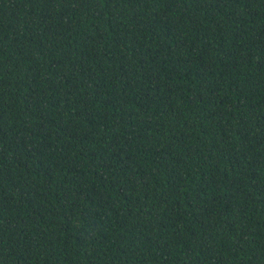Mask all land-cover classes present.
Returning a JSON list of instances; mask_svg holds the SVG:
<instances>
[{
  "label": "trees",
  "instance_id": "16d2710c",
  "mask_svg": "<svg viewBox=\"0 0 264 264\" xmlns=\"http://www.w3.org/2000/svg\"><path fill=\"white\" fill-rule=\"evenodd\" d=\"M0 264H264V0H0Z\"/></svg>",
  "mask_w": 264,
  "mask_h": 264
}]
</instances>
